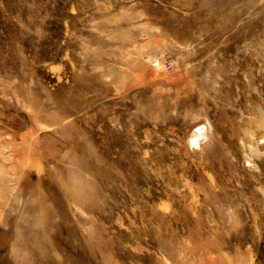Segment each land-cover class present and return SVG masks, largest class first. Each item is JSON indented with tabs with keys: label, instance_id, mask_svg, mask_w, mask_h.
Listing matches in <instances>:
<instances>
[{
	"label": "rangeland",
	"instance_id": "1",
	"mask_svg": "<svg viewBox=\"0 0 264 264\" xmlns=\"http://www.w3.org/2000/svg\"><path fill=\"white\" fill-rule=\"evenodd\" d=\"M0 264H264V0H0Z\"/></svg>",
	"mask_w": 264,
	"mask_h": 264
},
{
	"label": "bare ground",
	"instance_id": "2",
	"mask_svg": "<svg viewBox=\"0 0 264 264\" xmlns=\"http://www.w3.org/2000/svg\"><path fill=\"white\" fill-rule=\"evenodd\" d=\"M200 127H202V126H200ZM200 129V128H199ZM199 129H197V130H195V135L196 136H199L200 134H201V132L202 131H200ZM116 155V154H115ZM36 228V227H35ZM38 232H39V230H38Z\"/></svg>",
	"mask_w": 264,
	"mask_h": 264
}]
</instances>
